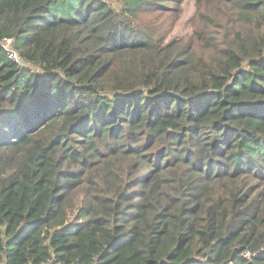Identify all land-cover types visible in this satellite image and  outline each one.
<instances>
[{"label": "trees", "instance_id": "obj_1", "mask_svg": "<svg viewBox=\"0 0 264 264\" xmlns=\"http://www.w3.org/2000/svg\"><path fill=\"white\" fill-rule=\"evenodd\" d=\"M0 264H264V0H0Z\"/></svg>", "mask_w": 264, "mask_h": 264}, {"label": "built area", "instance_id": "obj_2", "mask_svg": "<svg viewBox=\"0 0 264 264\" xmlns=\"http://www.w3.org/2000/svg\"><path fill=\"white\" fill-rule=\"evenodd\" d=\"M12 39H5L1 43L3 48L7 51L8 58L15 62L19 66H24V61L19 53L13 48ZM251 254L247 253L246 256L249 257Z\"/></svg>", "mask_w": 264, "mask_h": 264}, {"label": "rangeland", "instance_id": "obj_3", "mask_svg": "<svg viewBox=\"0 0 264 264\" xmlns=\"http://www.w3.org/2000/svg\"><path fill=\"white\" fill-rule=\"evenodd\" d=\"M110 1H111V2H115V0H110ZM185 9H186L187 14L192 13L193 8H192V5H191V2H188V3L185 5Z\"/></svg>", "mask_w": 264, "mask_h": 264}]
</instances>
